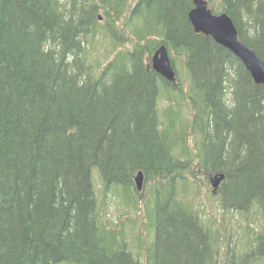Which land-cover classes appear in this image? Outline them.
I'll return each mask as SVG.
<instances>
[{"label": "trees", "instance_id": "obj_1", "mask_svg": "<svg viewBox=\"0 0 264 264\" xmlns=\"http://www.w3.org/2000/svg\"><path fill=\"white\" fill-rule=\"evenodd\" d=\"M206 1L264 63V0ZM192 8L0 0V264H264V86L195 34ZM161 45L175 74V62L184 67L186 86L152 70ZM219 173L209 196L242 217L239 244L198 201L200 174L209 182ZM113 188L154 220L143 255L134 258L122 229L104 219Z\"/></svg>", "mask_w": 264, "mask_h": 264}, {"label": "rangeland", "instance_id": "obj_2", "mask_svg": "<svg viewBox=\"0 0 264 264\" xmlns=\"http://www.w3.org/2000/svg\"><path fill=\"white\" fill-rule=\"evenodd\" d=\"M209 8L210 7L208 6V9ZM175 66L177 69L176 81L179 84L182 82L183 85L186 86L188 83V79L186 72L183 69L184 67L179 62H175ZM91 176L92 181H94L93 188H95L98 206L100 207L101 200L103 199L101 188L102 185L100 184V181L97 180L98 174L96 171H94ZM200 177L202 178V182H200V184H202L201 186L202 188H204L202 190L201 196L198 199L199 203L201 204V208L207 215L217 218L218 224H222V227L224 226V228H226V232L230 236V243L239 244L243 234V220L241 219L242 217L235 212H226L219 208L217 199H211V196H209L210 194H212L210 183L207 182L201 174ZM145 185L146 183L144 181V184L142 185V192L138 193V195L136 194L138 199L141 198L145 200L149 198V191ZM207 190L209 192H207ZM119 193L120 192L118 190H114V188L106 192V196L104 199V219L108 218L109 222L111 223L110 227L122 229L128 243L129 252L135 258L136 254L139 252L141 253V255H143L145 247L150 244L153 236L152 227H155V223H153L154 220L151 217L142 215V212L137 215V213L132 210L131 206H127L126 204H124ZM220 233L225 234V232ZM223 249V253L220 257H218L220 262L227 257L226 252H224L226 248L223 247ZM143 260L144 258L143 256H141L142 263L144 262ZM60 264L68 263L65 262Z\"/></svg>", "mask_w": 264, "mask_h": 264}, {"label": "water", "instance_id": "obj_3", "mask_svg": "<svg viewBox=\"0 0 264 264\" xmlns=\"http://www.w3.org/2000/svg\"><path fill=\"white\" fill-rule=\"evenodd\" d=\"M101 20V17H99ZM188 20L195 34L210 37L217 45L228 50L237 58L249 73L256 85L264 86V63L256 53L238 38V33L232 20L226 13L214 14L208 9L206 0H193V8L188 13ZM151 68L167 82L176 84V74L171 64L168 50L164 45L157 47L151 55ZM225 179L223 173L212 175L208 178L212 194H215ZM135 188L142 192L144 175L141 171L134 176Z\"/></svg>", "mask_w": 264, "mask_h": 264}]
</instances>
